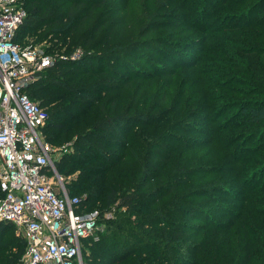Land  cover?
<instances>
[{
	"label": "trees",
	"instance_id": "1",
	"mask_svg": "<svg viewBox=\"0 0 264 264\" xmlns=\"http://www.w3.org/2000/svg\"><path fill=\"white\" fill-rule=\"evenodd\" d=\"M20 2L14 41L55 57L27 87L72 148L55 169L78 212H113L83 264H264V0Z\"/></svg>",
	"mask_w": 264,
	"mask_h": 264
},
{
	"label": "built area",
	"instance_id": "2",
	"mask_svg": "<svg viewBox=\"0 0 264 264\" xmlns=\"http://www.w3.org/2000/svg\"><path fill=\"white\" fill-rule=\"evenodd\" d=\"M25 16L20 0H0V222L26 239L19 264H83L84 240H96L113 212H78L79 198L68 195L55 169L53 159L66 146L55 149L43 137L47 112L27 93L55 57L14 41ZM81 56L77 48L68 58Z\"/></svg>",
	"mask_w": 264,
	"mask_h": 264
},
{
	"label": "rangeland",
	"instance_id": "3",
	"mask_svg": "<svg viewBox=\"0 0 264 264\" xmlns=\"http://www.w3.org/2000/svg\"><path fill=\"white\" fill-rule=\"evenodd\" d=\"M44 43V41L43 42H41V43H38V44H36L37 46H41L42 44ZM43 135V137L45 136L44 134H42ZM52 143V146H54V148L55 149H59L61 146H63V145H65L66 147H68V145L70 144V143H65V144H60V143H53V142H51ZM72 150V148H70V147H68V150ZM59 153H57V155H58ZM50 177L52 178V182H54L53 183V185L57 188L58 187V185H57V180H56V178L55 177H53V175L52 174H50ZM63 180L65 179V177L63 176V175H61L60 176ZM10 233H13L14 235H21V236H23L24 237V235L22 234V232H20V231H18V230H16L15 228H14V231H12V232H10ZM9 234V233H8ZM14 247H12L11 248V251L12 252H14V253H16V248H14Z\"/></svg>",
	"mask_w": 264,
	"mask_h": 264
}]
</instances>
